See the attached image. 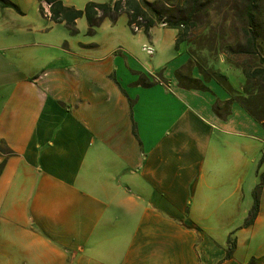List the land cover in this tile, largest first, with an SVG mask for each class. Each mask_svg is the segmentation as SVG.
I'll list each match as a JSON object with an SVG mask.
<instances>
[{"label": "crops", "instance_id": "crops-1", "mask_svg": "<svg viewBox=\"0 0 264 264\" xmlns=\"http://www.w3.org/2000/svg\"><path fill=\"white\" fill-rule=\"evenodd\" d=\"M20 1L0 9V264H264V189L244 227L264 118L233 79L178 81L175 30L134 33L170 54L142 62L55 40Z\"/></svg>", "mask_w": 264, "mask_h": 264}, {"label": "rangeland", "instance_id": "rangeland-1", "mask_svg": "<svg viewBox=\"0 0 264 264\" xmlns=\"http://www.w3.org/2000/svg\"><path fill=\"white\" fill-rule=\"evenodd\" d=\"M12 2V0H9ZM67 7H73L77 10H84L88 3L104 4L111 0H61ZM116 1V0H115ZM160 8L164 17L174 16L184 8L185 0H145ZM246 0H202L197 5L196 18L193 19V27L189 31L185 42H182L190 54L188 70L181 71L183 81L188 83V78L192 74V69L197 70L208 77H231L232 88L236 90L240 100L245 106L254 112L259 118H264V83L257 80L246 79L242 74V67L256 68L258 58L250 57L240 53V49L246 46V37L243 29L250 25L245 17L243 8ZM13 3V2H12ZM20 9L23 11L25 20L32 26H38L45 29L54 28L53 36L55 40H71L73 45L78 43L79 47L90 46L95 42L106 41L114 46L131 45L136 50V58L139 61L154 63L163 56L170 54H159L153 56L141 52L142 40L128 26V18L121 14L114 20L106 18L98 26L91 28L85 16L79 18L75 25L70 28L64 22L54 23L50 16L43 15L40 12V6L43 12L47 13L48 8L45 2L40 0H22ZM45 3V4H44ZM51 7V5H50ZM50 11V8H49ZM254 24H259L261 38H259V55L264 56V0H258L254 10ZM156 26H160L157 24ZM166 28V27H165ZM159 41L164 43L165 29H158ZM170 32V31H168ZM142 38V37H141ZM69 42V41H68ZM172 53V51H171ZM173 54L177 55L173 48ZM222 78V77H221ZM223 78L224 82L228 79ZM229 82V80H228Z\"/></svg>", "mask_w": 264, "mask_h": 264}, {"label": "trees", "instance_id": "trees-1", "mask_svg": "<svg viewBox=\"0 0 264 264\" xmlns=\"http://www.w3.org/2000/svg\"><path fill=\"white\" fill-rule=\"evenodd\" d=\"M47 4H50V19L55 23L64 22L68 27L72 28L76 20L85 16L89 26L91 28L98 26L104 19L109 18L114 20L121 14H125L128 18V26L130 27L132 22L135 21L137 17H142L145 24L143 26V31L148 33L149 29L161 24L162 22L166 24V28L176 31V47L185 42L186 37L193 27V19L196 18L195 14L197 11V5L202 0H185L184 8L174 16H167L163 18V13L160 8H155V6L145 0H116L110 1L104 4L88 3L84 10H77L73 7H66L62 4L61 0H40ZM244 3L245 17L250 23L246 29H243V33L246 37V46L244 49H240V53H243L250 57L258 58V66L256 68L242 67V74L246 79V83L250 80H257L264 83V56L259 55V38H261V31L259 24H254V10L258 0H246ZM14 7V5L9 0H0V9ZM40 12L44 14L43 8L40 6ZM188 70L187 68H184ZM176 78L178 81H183L181 71L176 73ZM225 78V77H223ZM195 87V82L192 78L188 79ZM234 100V97L232 98ZM247 108V107H246ZM248 109V108H247ZM248 111L258 120L260 119L254 112L248 109ZM264 162V153L261 157L259 165ZM264 189V171L259 174V183L255 186L252 192L253 204L248 212V215L244 221V227L251 226L259 211V195ZM234 240L228 239L227 257L231 255L234 250ZM247 264H256L254 260H250Z\"/></svg>", "mask_w": 264, "mask_h": 264}, {"label": "built area", "instance_id": "built-area-1", "mask_svg": "<svg viewBox=\"0 0 264 264\" xmlns=\"http://www.w3.org/2000/svg\"><path fill=\"white\" fill-rule=\"evenodd\" d=\"M44 4H45V3H44ZM45 5L47 6L46 8H48V11H47V13H45V11H44V15L47 14V15L50 16V12H49L50 4H45ZM144 24H145V22H144V20L142 19V17H137V18L135 19V21L132 22L130 28L132 29V31H133L134 33H137V32H140V31L143 30V26H144ZM160 26H161V27H166V24L162 22V23L160 24ZM143 50H144L147 54H149V55H151V54L153 53V49H152L151 47H149V46H144V47H143Z\"/></svg>", "mask_w": 264, "mask_h": 264}]
</instances>
